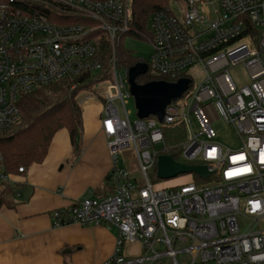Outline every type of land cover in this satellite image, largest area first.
I'll list each match as a JSON object with an SVG mask.
<instances>
[{"label":"built area","instance_id":"1","mask_svg":"<svg viewBox=\"0 0 264 264\" xmlns=\"http://www.w3.org/2000/svg\"><path fill=\"white\" fill-rule=\"evenodd\" d=\"M150 20L151 59L139 62L148 66L145 76L191 84L162 121L150 115L132 122L130 69H121L116 57L118 35L131 31L127 1L0 0V133L20 124L23 97L99 74L103 65L91 34L106 32L112 79L88 97L103 104L111 193L55 210L53 228L115 227V251L106 264H264V0H187L185 9L173 4ZM237 67L248 73L247 84L232 77ZM195 70L203 73L197 87ZM218 121L238 147L220 142ZM168 127L176 146L166 143ZM164 156L205 167L209 175L152 183L149 172L156 168L158 175ZM211 179L216 184L205 187ZM6 181L0 167V184ZM137 246L140 255L131 251Z\"/></svg>","mask_w":264,"mask_h":264},{"label":"crops","instance_id":"2","mask_svg":"<svg viewBox=\"0 0 264 264\" xmlns=\"http://www.w3.org/2000/svg\"><path fill=\"white\" fill-rule=\"evenodd\" d=\"M85 103V130L72 142L58 132L46 159L11 177L16 198L0 203V264H105L116 245L114 227L52 226L51 214L72 201L104 195L113 163L102 126ZM0 184V194L3 191ZM2 197V196H1Z\"/></svg>","mask_w":264,"mask_h":264},{"label":"trees","instance_id":"3","mask_svg":"<svg viewBox=\"0 0 264 264\" xmlns=\"http://www.w3.org/2000/svg\"><path fill=\"white\" fill-rule=\"evenodd\" d=\"M186 1L127 0L131 8V31L125 35H118L116 43L121 69H130L140 62V59L124 48V40L127 37L142 38L147 35V24L156 12L166 10L173 4L185 9ZM91 37H95V44L103 65L101 72L86 75L76 81H65L42 87L33 94L23 97L20 102L22 114L20 124L6 133H0V167L8 177V181L1 185L3 191L0 194V203L5 198L3 196L16 198L11 177L22 175L19 172L21 168L27 171L34 164H41L46 159L51 143L58 132L67 130L74 144L84 132V110L79 97L84 95L88 97L95 92L100 84L108 83L112 79V44L108 34L98 31L91 34ZM161 79L167 80L149 73L147 76L140 77L139 83L146 84ZM73 84L76 85L74 90L72 89ZM172 131H174L173 128L168 127L165 132L166 143L170 147L178 144L177 136ZM171 153L177 161L180 160L178 152L172 151ZM102 191L104 195L98 198L111 193L108 179L104 183Z\"/></svg>","mask_w":264,"mask_h":264},{"label":"water","instance_id":"4","mask_svg":"<svg viewBox=\"0 0 264 264\" xmlns=\"http://www.w3.org/2000/svg\"><path fill=\"white\" fill-rule=\"evenodd\" d=\"M148 72V66L139 63L129 70L130 91L135 100L138 118L146 119L155 115L163 120L166 108L189 89V80H180L177 83L153 81L143 85L137 83L140 77ZM114 92V91H113ZM158 178L169 180L179 175L195 173L200 177H207L209 172L205 167H189L176 163L172 157L164 156L158 161Z\"/></svg>","mask_w":264,"mask_h":264},{"label":"rangeland","instance_id":"5","mask_svg":"<svg viewBox=\"0 0 264 264\" xmlns=\"http://www.w3.org/2000/svg\"><path fill=\"white\" fill-rule=\"evenodd\" d=\"M125 1V0H123ZM127 1V0H126ZM128 6L130 8V5L128 3ZM131 11V8H130ZM151 20H149V23L147 24V35H144L142 38L140 37H127L124 40V48L131 52L137 59L140 60H144V61H150L151 59V55H152V44H151V40H152V35L150 33V27H151ZM128 34V33H124L123 35ZM112 57V54H111ZM116 57L118 58V54L116 51ZM121 60V58H120ZM124 68V67H123ZM194 86L197 87L202 81H203V73L195 70L194 71ZM232 77L234 78L235 82L237 84L241 85H245L247 84L248 81V73L246 72V70H244L243 67H237L235 69L232 70L231 72ZM104 86V85H103ZM103 86H98L96 88L97 91H100L101 88H103ZM95 90V91H96ZM93 98H89L86 95L79 97L80 103L83 107L84 110V130H85V126H86V122H85V112H86V108H85V103L86 101L92 100ZM90 106L92 107V109L94 110L95 115H99L101 113V108H102V116H103V104L101 101L99 100H95L94 102H89ZM119 105V112H120V116L122 118H125V113L123 111V108ZM126 110L128 112H130V119L132 122L138 120V114H137V109H136V105H135V100L134 98H130L128 100V103L126 104ZM214 128L216 129V132L219 133L220 135V142L227 147H238L239 144L234 136V134L230 131V129H228L223 122L218 121L215 123ZM126 159V166L128 167V169H130L131 171H134V165L131 161V158L129 157V155L125 156ZM191 174H186V175H179L176 178H172L169 180H160L158 178L157 175V169H152L149 172V176L150 179L152 181V183H159L160 185H166V186H170L176 183H184V182H189L191 180L190 177ZM215 179H211L209 181H207L204 186H211V185H215ZM78 201V200H76ZM102 227H106V226H102ZM115 228V227H114ZM114 232L117 234L118 230L115 228ZM118 237V235H117ZM117 237H116V241H117ZM116 246V245H115ZM115 251V250H114ZM132 253H134L135 255H140L141 253V249L139 248V246L134 247L132 250ZM114 254V253H113ZM179 260L181 261V257H179ZM106 264V263H105Z\"/></svg>","mask_w":264,"mask_h":264},{"label":"snow or ice","instance_id":"6","mask_svg":"<svg viewBox=\"0 0 264 264\" xmlns=\"http://www.w3.org/2000/svg\"><path fill=\"white\" fill-rule=\"evenodd\" d=\"M241 159H242V157H241Z\"/></svg>","mask_w":264,"mask_h":264}]
</instances>
